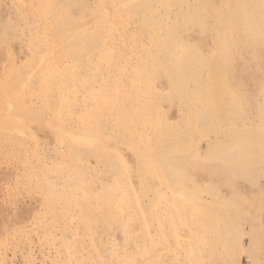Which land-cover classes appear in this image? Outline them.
Here are the masks:
<instances>
[{"label":"rangeland","instance_id":"obj_1","mask_svg":"<svg viewBox=\"0 0 264 264\" xmlns=\"http://www.w3.org/2000/svg\"><path fill=\"white\" fill-rule=\"evenodd\" d=\"M258 1L0 0V264H264Z\"/></svg>","mask_w":264,"mask_h":264},{"label":"bare ground","instance_id":"obj_2","mask_svg":"<svg viewBox=\"0 0 264 264\" xmlns=\"http://www.w3.org/2000/svg\"><path fill=\"white\" fill-rule=\"evenodd\" d=\"M259 2H262L261 4L264 5V0H259ZM252 11L250 9H247L246 10V15H245V18H246V22H245V26L247 28H253L255 27V22L258 21V22H262V19L261 18H255L254 14L251 13ZM226 28L230 30V33H233V25H231V23H228L226 25ZM262 31L261 32H258L255 36L257 37V39L260 37ZM248 39V37H246V40ZM259 48H261V51L263 50L264 51V44H260ZM73 135V134H72ZM77 139L80 137H76ZM79 141H82L81 139ZM88 142V140H87Z\"/></svg>","mask_w":264,"mask_h":264}]
</instances>
